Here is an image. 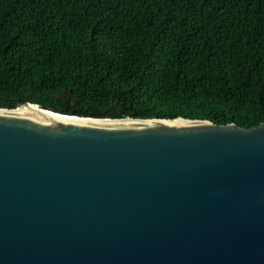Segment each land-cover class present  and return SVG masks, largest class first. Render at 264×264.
<instances>
[{"label":"water","instance_id":"1","mask_svg":"<svg viewBox=\"0 0 264 264\" xmlns=\"http://www.w3.org/2000/svg\"><path fill=\"white\" fill-rule=\"evenodd\" d=\"M0 264H264V123L0 108Z\"/></svg>","mask_w":264,"mask_h":264},{"label":"trees","instance_id":"2","mask_svg":"<svg viewBox=\"0 0 264 264\" xmlns=\"http://www.w3.org/2000/svg\"><path fill=\"white\" fill-rule=\"evenodd\" d=\"M264 123V0H0V108Z\"/></svg>","mask_w":264,"mask_h":264},{"label":"bare ground","instance_id":"3","mask_svg":"<svg viewBox=\"0 0 264 264\" xmlns=\"http://www.w3.org/2000/svg\"><path fill=\"white\" fill-rule=\"evenodd\" d=\"M29 104H31V103H29ZM33 105H37V104H33ZM39 106V105H38ZM79 117V116H78ZM176 118H183V117H176ZM99 119H101V118H99ZM173 119H175V118H173ZM192 120H194V119H192ZM199 120H201V119H199ZM209 121V120H208ZM213 123V122H212ZM215 124V123H214ZM229 124H231V123H229ZM234 124V123H233Z\"/></svg>","mask_w":264,"mask_h":264}]
</instances>
